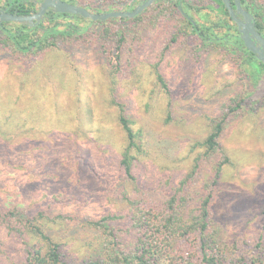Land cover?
I'll use <instances>...</instances> for the list:
<instances>
[{
    "label": "rangeland",
    "instance_id": "rangeland-1",
    "mask_svg": "<svg viewBox=\"0 0 264 264\" xmlns=\"http://www.w3.org/2000/svg\"><path fill=\"white\" fill-rule=\"evenodd\" d=\"M163 3L155 1L132 24L116 21L105 27L132 25L125 51L131 52L135 45L138 51L133 64L135 77L123 79L117 91L129 102L135 126L143 125L150 133L154 148L137 170L139 181L146 180L160 194L170 190L169 186L190 170L202 149L193 146L208 135L213 125L210 118L228 114L220 142L231 161L222 172L213 206L216 226L228 234L243 228L254 233L261 226L259 220L264 219V95L236 106L253 91V83L234 54L208 48L193 50L188 43L166 47L150 19ZM184 3L201 8L191 10L197 21L224 16L217 0ZM138 4L133 3L132 8ZM113 50V62L96 63L91 50L75 49L76 67L87 70V76L79 78L67 64L66 52L46 53L42 65L28 71L24 58L0 44V123L11 140L8 158L0 150L3 204L32 212L51 204L56 213L80 211L93 216L123 211L116 196L110 193L109 200L105 195V178L114 183L118 149L124 142L115 114L107 106L111 100L110 73L115 70L118 54L116 48ZM158 68L173 89V119L168 124L165 107L171 98L161 89L155 73ZM147 102L157 110H148ZM85 103L98 105L91 128L83 124V113L78 116ZM230 109L234 110L229 113ZM80 123L88 127L89 134L75 141L71 132ZM94 171L101 173L100 181ZM123 182L121 179L114 186L122 187ZM129 187L132 191L133 185ZM61 194L66 200L52 202ZM249 219L253 220L248 223ZM23 246L21 239L0 227V264H17Z\"/></svg>",
    "mask_w": 264,
    "mask_h": 264
},
{
    "label": "trees",
    "instance_id": "trees-1",
    "mask_svg": "<svg viewBox=\"0 0 264 264\" xmlns=\"http://www.w3.org/2000/svg\"><path fill=\"white\" fill-rule=\"evenodd\" d=\"M43 1L0 0V9L27 15L38 11ZM66 1L98 13L132 10L133 3L141 4L140 0ZM157 1L166 5L155 8L150 19L152 29L166 47L188 43L192 49L208 48L234 54L253 83V91L236 106L240 107L245 99L255 101L264 95V63L246 47L222 0L217 1L224 16L206 22L193 18L191 10L201 9L198 6L184 3V0ZM232 3L234 5V0ZM241 3L253 14L256 28L264 36V0H241ZM141 17L93 21L49 9L44 19L34 26L0 21L1 47L24 58L28 71L38 63L42 65L46 53L66 52L67 64L81 78L87 76V70L76 67L75 49L91 50L90 55L96 63H111L113 48H116L115 70L110 73L111 100L107 106L124 134L122 148L118 149L119 164L114 183L105 178V195H109V200L110 193L116 196L123 211L109 210L101 216L80 211L56 213L50 204L32 212L34 210L6 205L0 200V227L10 236L21 239L24 245L17 264H264V219L259 220L261 226L254 233L243 228L228 234L216 226L213 206L222 172L231 161L220 142L228 114L220 119L210 118L213 125L208 135L193 146L202 149L197 152L190 170L176 184L170 185V190L165 189L160 194L157 189H151L146 180L139 181L137 170H141L144 157L154 148L150 145V133L143 125L135 126L129 102L121 99L117 91L123 79L135 77L133 64L138 51L136 45L129 50L131 52L125 51L126 44H130L132 25L119 29L105 27L116 21L132 24ZM155 73L161 89L171 98L165 107V123L168 124L173 119V89L159 68ZM146 105L152 112L157 110L152 102ZM83 106L84 111L78 110V116L83 113V124L89 126L93 124L98 105L85 103ZM83 124H78L71 132L75 141L89 134ZM4 128L0 123V150L8 158L11 140ZM76 150H80L78 144ZM94 175L101 180V173L94 171ZM121 179H124L122 187L114 186ZM129 185H133L132 191ZM61 195L54 197L52 202L66 200L65 194ZM76 245L85 248L84 252L76 249Z\"/></svg>",
    "mask_w": 264,
    "mask_h": 264
},
{
    "label": "water",
    "instance_id": "water-1",
    "mask_svg": "<svg viewBox=\"0 0 264 264\" xmlns=\"http://www.w3.org/2000/svg\"><path fill=\"white\" fill-rule=\"evenodd\" d=\"M155 1L156 0H146L144 3L138 4L132 10H115L98 13L90 11L82 5L68 2L66 0H44L40 4L38 11L27 15L11 13L0 9V21L28 23L34 26L39 24L44 19L49 9H53L59 13L80 15L93 21H105L116 17L134 18L150 7ZM222 1L228 9L231 18L237 24L246 47L264 63V36L256 28V22L253 14L242 7L241 0H234L235 6H233L232 0Z\"/></svg>",
    "mask_w": 264,
    "mask_h": 264
},
{
    "label": "flooded vegetation",
    "instance_id": "flooded-vegetation-1",
    "mask_svg": "<svg viewBox=\"0 0 264 264\" xmlns=\"http://www.w3.org/2000/svg\"><path fill=\"white\" fill-rule=\"evenodd\" d=\"M140 1H141L140 3H144L146 0H140ZM233 6H235V4ZM242 7H243V5H242ZM239 16L242 17L241 15H239Z\"/></svg>",
    "mask_w": 264,
    "mask_h": 264
}]
</instances>
